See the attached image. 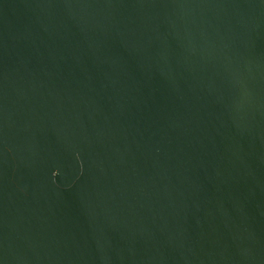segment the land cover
<instances>
[{
  "label": "water",
  "instance_id": "1",
  "mask_svg": "<svg viewBox=\"0 0 264 264\" xmlns=\"http://www.w3.org/2000/svg\"><path fill=\"white\" fill-rule=\"evenodd\" d=\"M0 264H264V0H0Z\"/></svg>",
  "mask_w": 264,
  "mask_h": 264
}]
</instances>
